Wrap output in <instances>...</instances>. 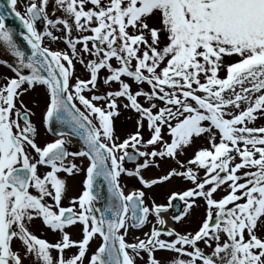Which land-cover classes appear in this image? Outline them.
<instances>
[{"label":"snow or ice","instance_id":"obj_1","mask_svg":"<svg viewBox=\"0 0 264 264\" xmlns=\"http://www.w3.org/2000/svg\"><path fill=\"white\" fill-rule=\"evenodd\" d=\"M17 2L0 3V264H264V0Z\"/></svg>","mask_w":264,"mask_h":264},{"label":"rangeland","instance_id":"obj_2","mask_svg":"<svg viewBox=\"0 0 264 264\" xmlns=\"http://www.w3.org/2000/svg\"><path fill=\"white\" fill-rule=\"evenodd\" d=\"M29 2V0H18L17 2V9L18 11H20L22 14L25 12V5ZM49 11H51V5L49 6ZM57 16H60L62 15L61 12H57L56 13ZM56 35H60V33H55ZM45 43L48 44L49 41L47 38H45ZM50 47L53 48V49H63L65 48V45L64 43L62 42H59V43H51L50 44ZM115 63V62H114ZM77 68V73L80 74L81 73V66L77 64L76 66ZM0 74H6V75H9L11 76L12 73L10 72V70H8L7 68L3 67V66H0ZM102 75L104 74L103 72L101 73ZM148 86L145 85V88H147ZM25 101L28 102L31 97L29 96H25L24 97ZM29 107H32L33 104L32 103H29L28 105ZM127 115V113L125 114ZM32 120L34 123H36L38 125V127H40V130L43 131V128L40 126V116H39V112H37V115L36 116H33L32 117ZM116 129H117V134L121 135V137L123 138V136L129 132V131H132L134 130V127H133V124L131 121H126L124 116H121L117 121H116ZM128 166V165H126ZM133 165L131 166H128V167H132ZM146 176H148L149 174H145ZM83 176L82 174L80 176H77L75 178L74 181H70L72 184H73V188H72V194L73 195H78L79 192L82 190V187L80 185V181L82 180ZM126 192L128 191V189L125 190ZM165 191V189H161V188H156L154 189V192L156 193V198H157V202L158 203H166V201L164 200L163 198V192ZM150 219H153L152 217H150ZM154 219H153V223H154ZM148 229L145 228L143 229V231H147ZM137 235H141L140 232H137L136 233ZM45 238H48L50 241H51V237L50 236H47L45 235ZM129 239H131V237H129ZM157 255H159V253H157Z\"/></svg>","mask_w":264,"mask_h":264},{"label":"water","instance_id":"obj_3","mask_svg":"<svg viewBox=\"0 0 264 264\" xmlns=\"http://www.w3.org/2000/svg\"><path fill=\"white\" fill-rule=\"evenodd\" d=\"M0 3H4L5 4V8H7V0H0ZM6 23L9 26H12V27L16 28L17 30H19L20 27H21L20 22L17 19H15L14 17H9L7 19V21H6ZM38 27L40 28V30H42V28H43V22L42 21L38 23ZM21 43H23V42H21ZM105 195H106V192H105ZM103 204H104V201H101L98 206L102 207Z\"/></svg>","mask_w":264,"mask_h":264},{"label":"bare ground","instance_id":"obj_4","mask_svg":"<svg viewBox=\"0 0 264 264\" xmlns=\"http://www.w3.org/2000/svg\"><path fill=\"white\" fill-rule=\"evenodd\" d=\"M164 216H165V219L168 220V224H169L170 226H173V225H172V221L170 220L169 214L165 213Z\"/></svg>","mask_w":264,"mask_h":264}]
</instances>
